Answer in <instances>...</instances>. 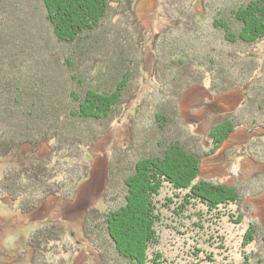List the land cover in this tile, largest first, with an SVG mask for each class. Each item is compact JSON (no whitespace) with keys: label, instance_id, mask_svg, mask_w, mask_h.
I'll list each match as a JSON object with an SVG mask.
<instances>
[{"label":"rangeland","instance_id":"obj_1","mask_svg":"<svg viewBox=\"0 0 264 264\" xmlns=\"http://www.w3.org/2000/svg\"><path fill=\"white\" fill-rule=\"evenodd\" d=\"M168 1L135 2L134 9L145 33L141 58L138 57L140 66L136 67L138 73L134 81L138 93L105 122L72 119L71 123H65L63 116L59 119L54 115L47 118L42 112L36 114L33 110L35 99L40 101L41 97H46V88L37 86L29 89L32 94L26 106L28 112L29 109L34 112L25 119L19 116L20 113H14L12 108L4 109L0 104L1 129L3 124L8 123L15 127H11V133L7 130L8 125L3 127L6 129L4 137L10 145L18 139L27 141L35 137L37 142L47 141V136L53 133H50L51 128L56 133H63L57 142L50 139V149L46 145H29L23 150L17 148L13 155L10 154L12 156L0 157V264H33L34 261H38L37 264H103L92 243L84 237L83 228L111 257L108 249L116 246L108 239L107 215L124 206L132 197L129 185L137 174L133 173L136 162L157 153L150 144L153 136L157 140L175 137L188 146L201 140L200 148L205 154L201 178L220 187L221 184H233L242 196L239 205L212 210L190 196L186 197L185 191L165 185L155 199L158 207L156 215L160 220L156 225L160 242L152 248V254L155 253L152 258L161 262V257H164V264H264V43L260 45L256 59L249 58L245 63H239L242 68L250 66L252 74L246 76L239 71L230 85L244 83L243 87H231L227 95H211L208 92L211 76L208 80V76L205 77L208 74L203 72L184 71L177 58L172 57L173 47L161 39L160 34L166 28L175 26L168 15L172 10ZM199 2L203 3V0ZM208 22L211 33L204 34L207 46L212 43L213 37L216 40L218 37L213 21ZM179 40L185 41L181 37L173 39L176 45ZM192 49L189 45L191 59L199 60L207 47H202L197 54ZM209 60L208 57L207 70L211 71L214 66L220 69L211 72L214 85L224 87L222 84L226 80L223 76L227 71L218 60L215 63ZM17 61L14 59L15 64ZM58 68V64L51 62L47 72L57 77ZM0 71V76L4 77L3 70ZM6 73L8 75L10 71ZM195 80L205 81L206 86L188 93L178 107L177 95L183 91L182 87L186 82ZM29 92L26 91L27 96ZM57 97L60 99L59 93ZM169 113L176 123L162 119L160 123L164 125L157 127L155 115L160 114L162 118ZM244 113L251 119L240 121L239 116ZM181 117L185 119L180 120ZM226 120L247 125H240L216 147V140L209 137L210 130L218 123L223 125ZM255 121L259 124L253 126ZM31 132L34 135L30 137ZM74 134L77 138L73 137ZM2 142L0 138V144ZM52 147L60 149L52 152ZM39 165L41 176H34L24 183L21 181L22 170L10 169L25 166L33 169ZM23 186L26 189H21ZM23 190L28 192L26 198L14 201L12 196ZM2 191H8L12 196ZM34 204L37 207L31 213L23 212L33 209L31 206ZM95 215L101 220L98 230L91 220L97 219ZM239 219L242 222H238ZM45 225H56L61 239L44 245L36 241L38 252H35L29 247V241ZM252 226L260 235L254 234L250 242L246 240V235ZM112 264L129 263L119 258Z\"/></svg>","mask_w":264,"mask_h":264},{"label":"trees","instance_id":"obj_2","mask_svg":"<svg viewBox=\"0 0 264 264\" xmlns=\"http://www.w3.org/2000/svg\"><path fill=\"white\" fill-rule=\"evenodd\" d=\"M136 1L0 0V70L4 72V77L0 76L1 107L12 108L14 113H20L19 116L23 119L27 118L32 112V109L28 112L26 106L32 94L29 89L36 86L46 88L44 90L46 97H41L40 101L35 99L36 106L33 110L36 114L42 112L47 118L48 115H54L59 119L63 116L65 123L68 121L71 123L72 119L80 122L84 120L105 122L112 113H117L121 105L130 103L138 93V87L134 86L138 73L136 67L140 66L139 58L145 44L143 43L145 33L134 9ZM168 7L174 11L173 13L170 11L168 15L171 24L175 26L166 28L160 35L165 43L173 47L172 57L177 58L176 61L180 62L181 68L184 71L186 69L208 74L205 75L206 78L208 76V80L211 76V86L208 88L211 95H227L231 87L235 89L243 87L244 83L237 86L230 83L239 71H242V75L247 74L246 76L252 74L250 66L242 68L239 63H245L249 58L256 59L259 55L258 49L264 43V0H203V3L199 0H169ZM210 20L213 21L212 25L214 24L219 38L216 40L213 37L212 43L207 46L205 35L211 33L208 31ZM182 32L185 33L184 36H180L183 35ZM177 37L185 41L179 40L176 45L173 39ZM188 44L193 51L196 50L195 54L201 52L202 47L204 49L207 47V50L201 59L192 60ZM244 46L250 48L245 50ZM175 49L177 51H174ZM208 57L210 62L215 63L218 60L227 71L223 76L226 82L222 84L224 85L222 88L214 85L211 75V72L220 69L215 66L211 68L207 66L211 71L206 69ZM14 59H18L16 64ZM39 60L42 62L41 65ZM51 62L59 66L57 77L47 72ZM7 71H10L8 75ZM61 85L63 86L60 87ZM204 86L205 81L186 82L182 87L183 91L177 95L178 107H181L182 98H187L188 93L203 89ZM26 91L29 92L28 96ZM58 93L60 99L57 97ZM170 113L173 115V112ZM170 113L162 118L160 114L155 115L157 127L164 125L163 122L160 123L162 119L176 123L170 118ZM175 117L178 118L176 115ZM181 118L180 120L185 119ZM239 118L240 121H244L250 116L244 113ZM224 122L226 126L218 123L210 130L209 137L216 140V147L229 138V134L240 125H247L233 120ZM256 123L257 121L253 126ZM4 126H7L9 133L12 126L15 128L10 123L3 124ZM3 127L2 129L0 127V138L3 140L0 144L1 158L12 156L17 148L23 150L24 146L29 145H46L50 149L52 146L50 139L57 142L63 136L62 132L56 133L51 128L50 133L52 131L53 133L47 136V141L40 143L35 137L36 139L30 138L27 141L18 139V142L10 145L9 140L4 137L6 129ZM31 134L34 135V132L28 136L31 137ZM73 137L77 138V134ZM32 139L34 141L31 142ZM199 141L200 143L197 141L188 146L175 137L169 140H157L152 137L150 144L156 148L157 153H153V156L149 154L136 162L133 173L137 174L129 185L132 197L124 206L117 207L107 215L108 239L116 246L107 248L111 257L106 255L104 248L91 239L83 228L84 237L92 243L103 264H112V261L119 258H124L129 264H164V257L158 262L152 258L151 255L155 253L152 254L151 250L160 242L156 228L160 220L156 212L158 207L155 199L167 184L175 190L185 191L186 197L190 196L212 210L240 204L242 193L233 184H221L220 187L201 178L205 154L201 151L202 144L201 140ZM59 149L52 147V152ZM18 168L22 170L23 183L30 181L34 176H41L42 173L40 165L33 169L27 166L10 169ZM21 189H26V186ZM2 193L12 196L8 191ZM27 193L26 190L18 191L12 199L21 200L26 198ZM32 207L33 209L23 212L31 213L37 205L34 204ZM95 217L97 219L91 220L95 222L94 227L98 230L101 220L98 215ZM238 222L242 221L239 219ZM50 226L53 225H45L29 241V247L35 249V252H38L36 241L44 245L61 239L55 228L57 226ZM254 234L258 232L252 226L247 232L246 240L251 242ZM37 262L34 261L33 264Z\"/></svg>","mask_w":264,"mask_h":264}]
</instances>
